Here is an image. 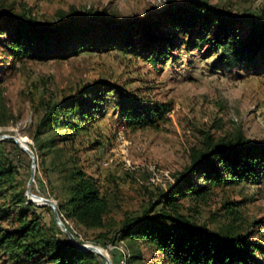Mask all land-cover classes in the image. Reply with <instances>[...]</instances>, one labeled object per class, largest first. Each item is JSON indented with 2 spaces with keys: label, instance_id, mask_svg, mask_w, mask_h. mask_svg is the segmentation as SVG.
I'll return each mask as SVG.
<instances>
[{
  "label": "rangeland",
  "instance_id": "374dc122",
  "mask_svg": "<svg viewBox=\"0 0 264 264\" xmlns=\"http://www.w3.org/2000/svg\"><path fill=\"white\" fill-rule=\"evenodd\" d=\"M200 1L264 24V0ZM166 5L165 0H0V14L24 13L36 21L56 23L76 10L122 21L144 18ZM5 36L0 34V39ZM176 37L180 47L159 60L112 49L83 51L68 59L17 62L0 41V135L21 136L35 151L34 196L53 198L60 206L69 197L73 170L82 169L97 179L110 207L104 228L82 229L70 220L66 223L78 240L105 248L99 249L112 264H126L128 253L125 242H110L114 231L125 219L140 216L152 201L163 199L154 208V214L162 213L161 195L176 187L192 157L209 142L231 140L239 133L255 142L264 140V67L259 73L246 64H215L216 55L204 56L205 42L188 49L187 36ZM97 83L114 90L98 102L93 114L75 118L82 128L75 131L51 123L38 133L48 105L71 99L83 87ZM135 104H165L168 110L148 123L132 124L120 105ZM61 115L66 119L69 111ZM2 146L27 190L30 156L18 145V149L8 143ZM173 203L181 214L210 230H235L264 247V173L255 181L212 185L203 195L178 196ZM37 212L43 224L60 228L51 207ZM105 232L107 236H100ZM141 249L146 257L152 253L144 245ZM256 257L264 264V253ZM0 264L16 262L3 256ZM97 264H105L101 256Z\"/></svg>",
  "mask_w": 264,
  "mask_h": 264
},
{
  "label": "trees",
  "instance_id": "16d2710c",
  "mask_svg": "<svg viewBox=\"0 0 264 264\" xmlns=\"http://www.w3.org/2000/svg\"><path fill=\"white\" fill-rule=\"evenodd\" d=\"M165 1L163 9L144 18L122 21L109 20L93 11L73 10L56 23L36 21L24 13H1L0 34L6 36L0 41L17 62L68 59L83 51L112 49L159 60L180 47L181 41L176 37L179 33L187 36L188 49L205 42L204 56L216 55L215 64L240 63L263 72L264 24L254 18L226 14L206 1ZM113 90L104 83L88 85L79 95L48 105L38 133L51 123L77 131L83 126L75 118L85 119L93 114L98 102L105 101ZM120 108L132 124L148 123L168 110L165 104ZM63 111H69L66 119L61 115ZM35 140L42 150L38 136ZM4 143L18 149L12 139L0 140V258L4 256L16 264L100 263V256L78 249L56 225L42 223L37 209L50 207L28 202L26 187L5 152ZM263 173L264 140L255 142L239 133L231 140L209 142L192 157L176 187L161 195L162 213L154 214V208L163 199L152 201L140 216L125 219L110 242H125L126 264H260L256 254L264 253V247L257 239L251 240L235 230H210L206 224L181 214L173 201L178 196L203 195L212 185L255 181ZM201 178L203 184L199 182ZM68 184L69 197L59 206L63 221L70 220L82 229L104 228L110 207L97 179L75 169ZM6 220L8 225L3 226ZM100 236H107V232ZM142 245L151 248L149 257L144 255Z\"/></svg>",
  "mask_w": 264,
  "mask_h": 264
},
{
  "label": "water",
  "instance_id": "95a60500",
  "mask_svg": "<svg viewBox=\"0 0 264 264\" xmlns=\"http://www.w3.org/2000/svg\"><path fill=\"white\" fill-rule=\"evenodd\" d=\"M5 139H12L18 145V147L21 150L25 151L31 158V162H32L31 174H30V178L28 180L27 190H26L28 202L35 203L36 205H48V206H50L54 212V218L56 220V223L61 228V230L68 235L69 239L71 240V242L73 243L74 246H76L80 250H84V251H88V252H94V253L98 252V255H100L103 258L105 264H112V261H111L109 256H106L101 251H98V248H102V249L106 250L105 248L98 247V245H95L92 243L82 242V241L77 239L75 234L69 229V227L63 221V219L60 215V212H59V205L55 199L50 198V197H44V196H40V197L34 196V194L32 193V186H33V183L35 181V174H36V167H37V156H36V153L33 150V148L26 142V140L22 139L21 136H18L15 134H13V135H11V134L0 135V140H5Z\"/></svg>",
  "mask_w": 264,
  "mask_h": 264
},
{
  "label": "bare ground",
  "instance_id": "6f19581e",
  "mask_svg": "<svg viewBox=\"0 0 264 264\" xmlns=\"http://www.w3.org/2000/svg\"><path fill=\"white\" fill-rule=\"evenodd\" d=\"M36 168H37V167H36ZM36 197H39V196H36ZM98 251H101V252H103V251H102L101 249H99V248H98ZM96 254H98V252H97Z\"/></svg>",
  "mask_w": 264,
  "mask_h": 264
}]
</instances>
